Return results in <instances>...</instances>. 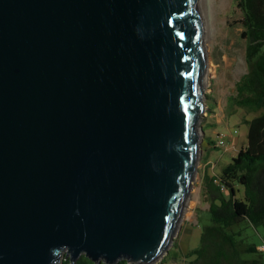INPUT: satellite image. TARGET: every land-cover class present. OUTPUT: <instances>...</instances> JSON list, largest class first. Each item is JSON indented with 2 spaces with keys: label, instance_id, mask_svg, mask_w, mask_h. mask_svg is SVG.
<instances>
[{
  "label": "water",
  "instance_id": "1",
  "mask_svg": "<svg viewBox=\"0 0 264 264\" xmlns=\"http://www.w3.org/2000/svg\"><path fill=\"white\" fill-rule=\"evenodd\" d=\"M201 0H0V264H156L203 150Z\"/></svg>",
  "mask_w": 264,
  "mask_h": 264
},
{
  "label": "trees",
  "instance_id": "2",
  "mask_svg": "<svg viewBox=\"0 0 264 264\" xmlns=\"http://www.w3.org/2000/svg\"><path fill=\"white\" fill-rule=\"evenodd\" d=\"M237 3L243 13L248 68L236 83L235 104L260 112L243 119L248 145L216 175L225 189L214 182L215 175H204L211 223L204 225L199 245L184 253L183 264H264V251L258 248L264 234L262 242L252 240L255 230L264 229V0ZM61 264L106 263H95L82 254L76 262L64 255ZM117 264L137 263L120 260ZM161 264H166L164 258Z\"/></svg>",
  "mask_w": 264,
  "mask_h": 264
},
{
  "label": "rangeland",
  "instance_id": "3",
  "mask_svg": "<svg viewBox=\"0 0 264 264\" xmlns=\"http://www.w3.org/2000/svg\"><path fill=\"white\" fill-rule=\"evenodd\" d=\"M209 2L211 3L208 5L210 8L208 15L212 35L209 41L206 38V46L211 65L209 82L205 89L208 108L203 112L201 120V125L206 129L203 133V150L190 199V201L193 199L194 203L190 209L187 208L189 213L183 218L169 252L163 257L166 264H183L184 253L199 245L204 225L211 223L204 183V174H207L208 170L205 166L207 149L211 150L209 156L213 162L219 158H222L225 164L232 161L238 151L248 145V125L243 119H250L260 112L235 104L236 83L248 68L245 58L246 40L242 37L243 13L238 7L237 0ZM221 133L227 135L225 138L227 144L222 147L215 143ZM212 170L219 174L218 166L210 168L211 172ZM258 229L255 230L252 240L260 243L264 229L262 227ZM251 231L253 232V229ZM163 258L156 264H161Z\"/></svg>",
  "mask_w": 264,
  "mask_h": 264
},
{
  "label": "bare ground",
  "instance_id": "4",
  "mask_svg": "<svg viewBox=\"0 0 264 264\" xmlns=\"http://www.w3.org/2000/svg\"><path fill=\"white\" fill-rule=\"evenodd\" d=\"M209 1H211V0H201V6H202L201 8H202V11L204 13L203 30H204L205 44H207L206 43V38H207V41H209L210 40V36L212 35L211 22L209 20L210 19L209 18L210 16L208 15L209 14L208 11L210 9L208 5L211 3ZM210 65H211V63H210V60L208 59V54H207L206 79H205L206 86H207V84L209 82L208 81L209 80L208 79V76H209V72H210V68H209ZM191 196H192V190H191ZM190 199H191V197H190ZM193 203H194V200L193 199L191 201L189 200V203H188L187 208L189 207V209H190L193 206ZM187 208H186V210L184 212V218L189 213V209L187 211ZM186 211H187V213H186Z\"/></svg>",
  "mask_w": 264,
  "mask_h": 264
},
{
  "label": "crops",
  "instance_id": "5",
  "mask_svg": "<svg viewBox=\"0 0 264 264\" xmlns=\"http://www.w3.org/2000/svg\"><path fill=\"white\" fill-rule=\"evenodd\" d=\"M210 148H208L207 149V151H206V156H207V158H206V161H205V166H207L208 167V170H207V174H209V173H212V174H210V175H217V171H213L212 170V172L210 171V168H214V167H219V170H218V173H220L221 172V169L226 165L224 162H222V158H219L216 162H213L211 159H210V156H209V154H210ZM221 157V156H220ZM213 162V163H212ZM205 175V174H204Z\"/></svg>",
  "mask_w": 264,
  "mask_h": 264
},
{
  "label": "built area",
  "instance_id": "6",
  "mask_svg": "<svg viewBox=\"0 0 264 264\" xmlns=\"http://www.w3.org/2000/svg\"><path fill=\"white\" fill-rule=\"evenodd\" d=\"M226 136H227V135L224 134V133L219 134V138H218V140L215 142L216 145H217V146H221V147H222V146H226V144H227V143H226V140H225ZM214 182L217 183V184L221 187L222 190L225 189V186H224V184L222 183V181H221V179H220L219 176H216V175H215ZM258 248H259L260 250L264 251V242L261 243V244L258 246Z\"/></svg>",
  "mask_w": 264,
  "mask_h": 264
}]
</instances>
